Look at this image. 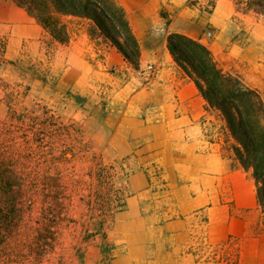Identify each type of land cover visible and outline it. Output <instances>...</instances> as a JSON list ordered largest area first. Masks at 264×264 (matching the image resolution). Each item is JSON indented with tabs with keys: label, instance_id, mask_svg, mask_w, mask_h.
I'll return each instance as SVG.
<instances>
[{
	"label": "crops",
	"instance_id": "crops-1",
	"mask_svg": "<svg viewBox=\"0 0 264 264\" xmlns=\"http://www.w3.org/2000/svg\"><path fill=\"white\" fill-rule=\"evenodd\" d=\"M117 2L140 45L138 68L88 18L63 16L70 38L62 43L15 0H0L11 44H38L47 32L69 50L57 88L104 94L94 137L99 153L120 164L126 195L84 243L79 264H264V237L252 234L253 212L264 218L251 172L233 154L224 117L167 45L170 32L200 40L222 66L233 61L230 71L264 100V16L238 10L233 0H215L211 11L207 0ZM235 16L243 21L239 40ZM206 28L211 38L202 36ZM217 245H237L235 262L216 258Z\"/></svg>",
	"mask_w": 264,
	"mask_h": 264
},
{
	"label": "rangeland",
	"instance_id": "rangeland-1",
	"mask_svg": "<svg viewBox=\"0 0 264 264\" xmlns=\"http://www.w3.org/2000/svg\"><path fill=\"white\" fill-rule=\"evenodd\" d=\"M214 5L204 4L208 11ZM235 18L239 40L244 30ZM209 31L202 36L211 38ZM47 32L38 44L16 46L0 25V264H79L84 243L126 195L120 164L99 153L94 137L104 94L57 88L69 50ZM221 67L237 66L228 60ZM261 217L253 212L254 236L264 237ZM237 247L217 245L214 255L235 262Z\"/></svg>",
	"mask_w": 264,
	"mask_h": 264
},
{
	"label": "trees",
	"instance_id": "trees-1",
	"mask_svg": "<svg viewBox=\"0 0 264 264\" xmlns=\"http://www.w3.org/2000/svg\"><path fill=\"white\" fill-rule=\"evenodd\" d=\"M51 33L66 43L70 35L63 16L92 20L134 68L139 67L140 45L124 8L117 0H15ZM237 9L264 16V0H235ZM243 5V8L238 5ZM175 62L190 76L210 107L220 111L232 139L237 161L251 172L264 218V100L243 78L227 71L200 40L180 32L167 36Z\"/></svg>",
	"mask_w": 264,
	"mask_h": 264
},
{
	"label": "built area",
	"instance_id": "built-area-1",
	"mask_svg": "<svg viewBox=\"0 0 264 264\" xmlns=\"http://www.w3.org/2000/svg\"><path fill=\"white\" fill-rule=\"evenodd\" d=\"M207 35L208 36H211L212 35V33H211V31H209L208 33H207ZM149 77L151 78L153 75H154V71H155V68H153V67H149Z\"/></svg>",
	"mask_w": 264,
	"mask_h": 264
}]
</instances>
